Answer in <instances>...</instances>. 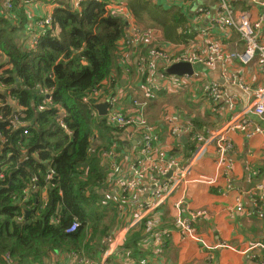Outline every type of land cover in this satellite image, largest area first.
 I'll list each match as a JSON object with an SVG mask.
<instances>
[{"label":"trees","instance_id":"16d2710c","mask_svg":"<svg viewBox=\"0 0 264 264\" xmlns=\"http://www.w3.org/2000/svg\"><path fill=\"white\" fill-rule=\"evenodd\" d=\"M108 1L80 0L74 9L71 0H57L50 24L35 26L30 33L21 25L12 23L11 28L13 17L0 12V113L8 119L14 104L24 109L29 122V134L23 136L22 130L0 120V264H30L48 257L65 264L64 255L86 258L84 254L95 264L105 251L104 238L127 211V205L120 211L111 200L116 197L115 171L108 175L105 165L109 154L119 151L112 136L121 133L92 108L93 92L99 93L97 101L103 100L108 93L100 88L107 83L116 89L123 74L117 41L127 23L106 10ZM144 2H128L134 21L145 22L144 14L152 18ZM40 89L52 101L43 112L36 109ZM95 138L101 142L97 146L92 145ZM107 139L112 142L106 144ZM114 165L117 170L119 163L113 160ZM50 170L53 176L46 180ZM29 186L34 188L25 194ZM75 222L76 232L66 234ZM145 236L139 227L129 233L125 248L130 257L144 256L140 245Z\"/></svg>","mask_w":264,"mask_h":264},{"label":"crops","instance_id":"0c3cea01","mask_svg":"<svg viewBox=\"0 0 264 264\" xmlns=\"http://www.w3.org/2000/svg\"><path fill=\"white\" fill-rule=\"evenodd\" d=\"M71 1L75 7L80 0ZM123 1L131 12L129 3L133 0ZM145 1L150 5L148 8L152 18L149 14H144L150 19L140 23L146 28L156 26L161 31L167 51L211 57L213 66L192 65L197 77L191 79L184 88L167 92L162 87L159 91L160 95L166 92L168 95H175L179 101L155 102L144 109L146 116L156 123L158 141L154 144V154L174 158L180 164V169L170 173L169 177H159L156 183L148 178L143 192L136 198L140 203L149 197L154 188L161 187L156 185L162 182H169L166 185H171L159 205L140 223L142 233L146 232L140 245L144 256L141 259L133 258L138 264H264V254L256 250L247 252L254 244L264 245V119L247 115L251 130L246 135L240 132L228 133L227 140L231 142L232 149L220 156L212 141L197 144L191 141V135L183 132L172 135L166 117L164 118V113L175 114L179 117L181 127H189L194 133L201 135L221 128L252 102L253 92L263 79L260 59L256 56L253 61L244 65L229 58L232 53H241L244 43L235 31L215 24L219 0ZM225 1L236 15L245 14L253 22L262 19L257 39L259 45H264V0ZM3 4L4 0H0V10ZM57 6V0H24L16 6L13 19L8 22L11 28H15L13 24L21 25L24 27L23 32H31ZM194 7L196 9L193 10ZM210 46L217 47L220 51L218 57L213 51L209 52ZM136 79L138 74L133 73L127 77L126 85ZM213 83L219 84L232 99V110L222 101L212 104L207 100V88ZM126 95V91L121 90L120 109L131 114L134 112L133 106ZM134 96L141 98L139 92ZM254 126L263 129V132L253 134ZM112 138L119 151L116 155L109 156L104 163L108 175L115 171L116 180L127 173L129 165L136 159L137 144L135 137L126 132L113 134ZM108 142L112 140L107 139L106 144ZM100 143L99 139H94V146ZM221 157H224L225 163L219 165ZM113 160L114 163H119L117 170L115 165L110 166L113 165ZM117 189L115 186L114 194ZM42 197H46V192L42 191ZM139 203H129L126 206L128 216L123 223L130 219ZM111 207L110 204L108 217L112 215ZM237 208L241 210L238 211ZM195 210H204L207 214L192 222L191 234L182 232L177 225L178 219H187L189 213ZM122 218L120 217L121 220ZM120 224L121 222L118 225ZM154 232H167L160 252L152 251L146 245ZM84 255L87 259L91 258ZM101 255L97 260L100 264L103 259ZM74 258L64 255L63 260L71 262ZM123 260L114 254L106 264H121L120 261ZM30 264L56 263L48 257Z\"/></svg>","mask_w":264,"mask_h":264},{"label":"built area","instance_id":"2783aa9c","mask_svg":"<svg viewBox=\"0 0 264 264\" xmlns=\"http://www.w3.org/2000/svg\"><path fill=\"white\" fill-rule=\"evenodd\" d=\"M21 1L22 0H4V9L11 11L14 3ZM112 6L115 8H122L120 12L127 23L124 35L117 41V49L120 48L118 60V63L121 62L120 69L125 77L133 73L138 74V79L128 84V87L124 91L128 93L131 92L132 96L135 95L136 92H139L143 100L142 102L132 99L131 97L127 99L128 102L132 103L134 111L131 114H127L125 112H120L119 109L115 107L116 104L118 105L119 98L121 97V90L116 96L109 99V109L106 116L108 124L134 136L138 146L136 148V159L129 165L127 173L122 178L118 177L115 180V186H117L118 189L115 193L116 197H112V201L114 205L117 206V210L121 211L124 209V206L129 203H139L136 201V198L143 192L144 183L148 178H150V181L156 183L159 177H166L169 171L172 173L180 169V164L174 158H165L163 155L154 154V144L157 143L158 136L156 134V128L148 125L147 118L145 117L146 114L144 113V109H146L151 97V90L159 92L163 89L162 87H165L167 92L171 90L179 91L184 88L191 79L197 77L195 71H193L191 75L185 74L175 78L171 76L167 77L164 71L173 64L187 63L212 67L213 61L211 57L205 58L200 55H192L190 52L173 53V51H167L164 48L165 42L163 41L159 29L143 28L139 26L134 19H132L130 12L122 4L112 3L110 7ZM217 12L218 17H215V24L235 31L244 43V50L241 53H232L229 58L247 65L258 56L262 64V83L254 90L251 103L247 104L242 111L232 116L221 128L208 131L206 135L194 133L189 127H181L179 117L175 114L164 113V118L166 117V122L170 130L169 132L172 135L183 132L185 135H191V139L197 144L212 141L216 144L217 151L220 152L219 155L224 156L232 149L231 142L227 140L228 133L240 132L246 135V132L251 130L249 129L251 122L248 120L247 115L251 114L256 118L264 119V45H259L257 39L262 19L253 22L245 14L238 13V15H236L225 0H219ZM50 21L48 17L45 24L48 25ZM43 23L44 21L41 22V25H43ZM212 51L215 53L216 57H218L220 51L217 47L210 46L209 52ZM137 84L139 86H136ZM39 94L41 98L40 104L37 106V111L43 112L47 110L49 106H52V101L50 96L47 95V91L40 89ZM98 95V91L95 90L92 99H97ZM206 98L212 104L222 101L232 110V99L217 83H213L207 88ZM83 101L87 102L88 100L83 99ZM12 105V115L4 120L3 115L0 113V120L8 123L13 130H22V135L27 136L29 134V122L25 121L23 115L24 109L14 104ZM135 110L136 112L140 110L139 114L135 113ZM60 115L61 118L64 116L62 113ZM59 124L64 131H67L66 126L62 122H59ZM252 130L253 134H260L263 132V129L258 126H254ZM109 156L111 157L112 154L110 153ZM223 159L224 157L219 159V165L225 163ZM3 174V172H0V180L3 179ZM51 174L52 171H50L47 178H50ZM168 183L169 182H162L156 185L161 187L154 188L146 200L140 201L136 207L137 209L131 214L130 219L123 223L124 218L128 216L126 211L121 220V224L104 238L106 248L101 255V257H103L102 264H106L114 254L124 259L120 261L121 264H138L133 257L129 256V252L125 248L127 236L133 230H137L143 219H145V217L159 205L165 195H167L171 187L170 184L166 185ZM27 190L28 188L25 189V191ZM237 210L240 211L241 208H237ZM189 214L187 219L179 218L177 225L182 232L191 234L192 222L204 216L205 213L200 210H195ZM52 222L57 223L58 218H53ZM78 227V223H73L66 231V234L75 233ZM165 237H167V232H154L146 242V245L152 251L157 250L160 252ZM141 243H143V241ZM255 250L264 254V245L254 244L247 252ZM74 257L71 264H93L86 258H79V256ZM252 257L254 258L255 256L253 255ZM115 261H113V263ZM95 264L100 263L96 262ZM110 264L112 263L110 262Z\"/></svg>","mask_w":264,"mask_h":264},{"label":"clouds","instance_id":"9594fccd","mask_svg":"<svg viewBox=\"0 0 264 264\" xmlns=\"http://www.w3.org/2000/svg\"><path fill=\"white\" fill-rule=\"evenodd\" d=\"M24 2V0H22L21 2H17V3H14V4H21V3H23ZM80 2V1H79ZM79 2L75 5V7H73L74 9H76L77 7H78V4H79ZM112 3H117V4H122L123 3V0H121V1H108V5L106 6V10H109V11H113V12H115L116 14H118V15H120L121 17H123V15L121 14V7H118V8H115L114 6H112V7H110L111 6V4ZM123 5V4H122ZM125 7V6H124ZM126 8V7H125ZM127 10H128V8H126ZM129 11V10H128ZM0 12L1 13H3V14H5V16L6 17H12V14H13V9L11 10V11H8V10H5L4 9V4H3V7H2V9L0 10ZM130 12V11H129ZM77 15H79V14H77ZM50 18V20H51V15H47L44 19H42L39 23H38V26L37 27H41V26H43V25H47V24H45V21L47 20V18ZM79 17V16H78ZM124 18V17H123ZM44 21V23H43V25H41V22H43ZM51 22V21H50ZM136 22V21H135ZM137 23V22H136ZM50 24V23H49ZM142 27V26H141ZM143 28H146V27H143ZM148 28H156V27H148ZM158 29V28H157ZM27 33H30V31H26ZM32 41H35V38H32ZM171 77H173V76H171ZM175 77H177V76H175ZM126 80H127V77H125L123 74H122V77L119 79V85H117V88L116 89H114L113 87L110 89V88H108V84L106 83L105 84V86L103 87V88H100L101 89V91H105V90H107V93H108V95L106 96V98H104L103 100H101V101H97V99H93L95 102H94V104H93V106H92V108H93V111L95 112V114L98 116V117H101V116H99L98 115V112H97V110L95 109V106L96 105H98V104H103V103H107V109H106V114L104 115V116H102L101 118H103L105 121H106V124L109 126V124H108V122H107V120H106V116H107V113H108V109H109V99L110 98H112V97H114V96H116L117 95V93L120 91V90H125L128 86L126 85ZM136 86H139L138 84L136 85ZM127 93V95H126V99H129L130 97L132 98V99H135V100H140V101H142V99L141 98H137L138 96H132V94H131V92H126ZM48 95V94H47ZM49 96V95H48ZM142 97V96H141ZM84 102V101H83ZM120 102H121V97L119 98V101H118V105L116 104L115 105V107L117 108V109H119L120 108ZM84 103H87V104H90V100H88L87 102H84ZM129 103H131V102H129ZM132 104V103H131ZM151 105V103L149 102L148 103V105H147V107L146 108H149V106ZM36 109H37V107H36ZM122 112H125V111H122ZM125 113H127V112H125ZM144 113H145V111H144ZM128 114V113H127ZM119 131H120V133H124L122 130H120L119 129ZM93 142H94V139H93V141H92V145L94 146V144H93ZM137 144V143H136ZM138 147V146H137ZM112 154V156L113 155H115L114 153H111ZM51 171V170H50ZM50 171H49V173L48 174H46V176H45V179L46 180H50L51 179V177L53 176V173L51 174V176H50V178H47L48 176H49V174H50ZM37 180L36 179H33V182L35 183ZM34 188V186H29L28 187V190L27 191H24V193L25 194H27L31 189H33ZM115 188V184H114V187H113V189ZM26 213H29V212H26ZM26 213H25V216H26ZM29 215V214H28ZM27 215V216H28ZM55 217H57V216H55ZM55 217H53V218H55ZM52 218V219H53ZM58 218V217H57ZM21 218H19V220H20ZM52 221V220H51ZM55 224V223H54ZM72 262V261H71ZM71 262H67V263H65V264H71Z\"/></svg>","mask_w":264,"mask_h":264},{"label":"water","instance_id":"95a60500","mask_svg":"<svg viewBox=\"0 0 264 264\" xmlns=\"http://www.w3.org/2000/svg\"><path fill=\"white\" fill-rule=\"evenodd\" d=\"M262 12H264V10ZM78 16L79 15H77V17ZM165 73H166V75H169V76L180 77V76L185 75V74L191 75L193 73V68H192V65L187 64V63H177V64H173L170 67H168L165 70ZM95 109L97 110L98 115L102 117L106 114L107 103L98 104L95 106ZM170 173L171 172H169L166 177H169ZM28 214H30V213H26V216ZM263 219H264V214H263Z\"/></svg>","mask_w":264,"mask_h":264},{"label":"rangeland","instance_id":"374dc122","mask_svg":"<svg viewBox=\"0 0 264 264\" xmlns=\"http://www.w3.org/2000/svg\"><path fill=\"white\" fill-rule=\"evenodd\" d=\"M205 2H206V0H204ZM216 3V2H215ZM217 4V3H216ZM196 7H198V6H196ZM196 7H194L193 8V10L194 9H196ZM215 14V13H214ZM144 16V18L145 19H150L149 18V16H146V15H143ZM136 21V20H135ZM137 24L139 25V26H142L143 24L142 23H140V22H137ZM142 27H146V26H142ZM156 27V26H155ZM164 74L166 75V73H165V71H164ZM167 77H170L169 75H166ZM137 80V79H136ZM112 88L113 87V85H110V84H108V88ZM110 88V89H111ZM170 100H180L179 98H177L175 95H168V93L166 92V93H163L162 95H160V93L159 92H155V91H153V90H151V97H150V99H149V102L151 103V104H153V103H155V102H157V103H160V102H164V101H170ZM148 120H147V123H148V125H150V126H152V127H154V128H156V123L154 122H152L147 116H145ZM119 136V135H118ZM193 143H195V141H193V140H191ZM114 187V186H113ZM200 211H203L205 214H207L206 213V211H204V210H200ZM108 219V218H107ZM107 219H105L104 221L105 222H107L106 220Z\"/></svg>","mask_w":264,"mask_h":264}]
</instances>
